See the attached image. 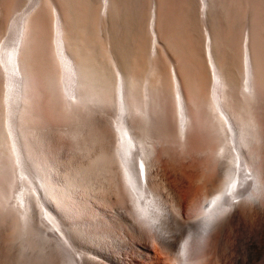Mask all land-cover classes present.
Wrapping results in <instances>:
<instances>
[{
    "label": "bare ground",
    "instance_id": "1",
    "mask_svg": "<svg viewBox=\"0 0 264 264\" xmlns=\"http://www.w3.org/2000/svg\"><path fill=\"white\" fill-rule=\"evenodd\" d=\"M60 1L32 2L29 12L11 23L9 39L0 47V210L8 211L0 212V225H10L7 232L12 236L20 231L23 248L15 247L22 251L18 260L22 264H264V40L260 47L256 38L264 34V0H252L260 1L255 6L263 22L254 19L253 26L261 25L262 32L256 30L260 32L256 36L252 32L257 28L245 29L241 37L242 82L237 95L229 89L231 72L218 59L207 25L211 0H197L210 77L202 80L199 73L187 85L174 66L181 60L161 47L164 33L160 36L156 30L162 20L161 13L156 14V0H151L149 49L142 37H133L131 44L122 34L106 41L94 36L95 23L99 29L109 21L122 25L119 17L126 1L103 0L99 8L92 0ZM243 1L239 3L244 7ZM36 4L47 8L48 14L41 8L34 11ZM42 10L47 18L40 16ZM171 37L166 39L170 45ZM111 40L127 50L132 71L125 76L117 69L111 94L105 96V90L96 91L110 87L98 62L106 56L117 65ZM250 41L257 42L252 43L255 47ZM251 49L260 55L255 57ZM45 97V104L67 124L82 123L79 117L107 122L108 132L101 131L106 149L96 159L92 154L89 162L81 158L73 175L69 171L71 184L65 186L57 176L61 162L51 141L35 135L48 120L43 114H50L43 113ZM82 126L80 132L87 125ZM77 140L88 144L85 137ZM89 148L90 153L97 149ZM188 157L205 164L216 180L190 212H181L183 193L196 189L193 186L205 178L182 170L180 158ZM93 159L95 165L106 162V177L89 169ZM110 198L121 212H94L95 204L104 207ZM15 248L5 257L8 264L10 255L19 254Z\"/></svg>",
    "mask_w": 264,
    "mask_h": 264
},
{
    "label": "rangeland",
    "instance_id": "2",
    "mask_svg": "<svg viewBox=\"0 0 264 264\" xmlns=\"http://www.w3.org/2000/svg\"><path fill=\"white\" fill-rule=\"evenodd\" d=\"M102 1L103 0H92L91 3L94 2L93 6L96 5L97 8H99V6H101ZM125 1H126V4H125L126 7L123 8V11L119 17V21L122 20V22L118 21L119 24L121 23L122 25L115 26L111 21H109L107 24V27L105 25V28H103V26H101V28L99 29V24L95 23V25L97 27L95 26V28H93L95 31L94 36H96V37H98L99 35L101 37L103 36V39H105V41H106L107 37H108V39L111 38V35H112V38L117 37L120 39L121 37L119 36V34H122L123 35L122 39L125 41L127 40V41L131 42V44H133L135 42L136 38L138 40V38L142 37V38H144V39L140 38L142 40V42L144 40L145 42H143V43L144 44L147 43L145 45L147 47L148 46L150 47L151 39H150V36H148V35H150L149 34V18H150L149 15H150V11H151L150 7H151L152 1L151 0H124V2ZM161 1L162 0H156V5H157L156 6V14L161 13L160 17L162 18V20H163V16H165L164 14H166L167 16H165V17L167 18V21H166L165 17H164L165 20L162 21L161 18H158L159 17L158 15H157V19L161 20L160 22H164L165 24L168 22L166 25L164 23L159 25L160 24L159 21H157L158 23H156L157 32L159 30L158 34L160 32H162L164 34L160 33V36H161V34L163 37L165 35L164 38L163 37L160 38V36H159V38L161 40V42H160L161 47L164 50L166 49L165 50L166 53H168V54L171 53V54H173V56H175L176 59L178 58V61L181 60L180 63H175L174 66L177 69L179 76L185 85L195 81L196 75L199 73L201 75L200 76L201 79H202V75H203L202 80H206L207 76L208 77H210V76L209 75L206 76V74L209 73V69H208V66L206 63L207 62L206 58L204 57V56H206V53H205L206 47H205V38H204L205 36L203 33L204 26H203L202 20L200 18L199 2H197V0H191V2H189V3L186 0H168L170 2V4H169V2L166 0L168 2V4L167 3L164 4L163 2H166V1L165 0H163L162 2ZM235 1H238V0H232V1L231 0H211L210 6H209L210 11H209V17H208V24L207 25H208V28L211 32V36H212L213 44H214V50L217 53L218 59L221 61V64H222V62H224L223 68L227 72L228 71L231 72V74L228 75V78L230 79V80L228 79L229 84H230L229 89L237 95L240 92V87H241L240 82H242L241 77H240L241 72H242L241 71L242 70V68H241L242 63L240 65V60H241L240 58H242V57H239L241 55V52H239V51L240 50L242 51V49H241L243 47L242 41L244 38H241V37L242 36L245 37V34H246L245 29H247L248 31L251 32L252 29L254 30L255 28H257L252 32V34H256L257 33L256 30H260L261 25L264 28V25H263L264 22H263V20H258V18H260L259 16H261L262 14L259 15V9L260 8H258V6H255V4L257 5L260 1L258 3H256L258 0H255L256 2L254 3L253 2L254 0L253 1L247 0L248 2L250 1L253 3L252 4L249 2L250 4H248V3H246V0H244L243 1L245 3L244 7L242 6V5H244L243 3H242V5H241V3H239V1L241 2L242 0H239L237 3ZM32 2H35V0H0V47L9 39L8 35H10V33H8V32H9V27H10L11 23L13 21H15V19H17L18 17H21V15L29 12V10H30L29 8L34 4V3L32 4ZM55 2L61 3L60 0H55ZM231 5H232V7H231ZM250 5H252V7H249ZM36 6L37 7L35 8L34 11H37L40 8L43 9L42 4L40 6H39V4H36ZM67 7L69 9V4L67 5ZM237 7H238V9H237ZM239 7H241V11L243 12L241 15V18H239L240 17L239 14H241V12L240 13L238 12ZM44 8H46V7L44 6ZM188 8H189V14H187ZM43 10H45V9H43ZM43 10H42V14L40 13L41 14L40 16L45 15L44 17L47 18L48 17L47 16V14H48L47 8L45 10L47 14L46 13L43 14V12H44ZM121 16H123V17H121ZM263 16H264V14H263ZM254 19H256V22L258 24H260L259 22H263V23L261 25H258L259 27L253 26L255 24L257 25V23L254 22L255 21ZM72 23H73V21H72ZM158 25L161 27H158ZM246 26H247V28H246ZM250 26L251 27L253 26V27L251 28ZM163 28H164V30H163ZM74 30H75V28H74ZM261 30H260V32H262ZM96 31H97V33H96ZM263 31H264V29H263ZM109 32H112V33H109ZM260 32H258V33H260ZM95 33L97 35H95ZM169 33H171V34H169ZM257 34H256V36H257ZM261 34L262 33H260L259 36H257V37L254 35V38L255 37L257 38L258 43L256 41L255 42L250 41L251 42L250 43L251 48H253V46H254V44L252 45L253 42L255 44L256 43L259 44V41L263 42L264 39H262L260 36L263 35L262 37H264V34H262V35ZM170 35L175 38V41H177L178 44H176L177 42H174V38L172 39V37ZM250 35H251V33H250ZM75 36H77V34H75ZM133 37H136V38L133 39ZM170 37H171V39H169V40L170 41L173 40V42L171 44L172 46L170 45L171 42L169 43L166 41V39L168 40V38H170ZM251 37H253V35ZM117 38H115V40H117ZM217 38H219V39L217 40ZM254 40H256V39H254ZM167 43H169V44H167ZM111 44L113 46L112 51H113L114 56L116 58L117 65L110 57H106V56L100 57L99 62H98L99 69H101L102 71H104L106 73V77L108 79L106 84L110 87H108L106 89L96 88V91L98 93H100V92H102V90H105V96H108L109 94H111V90H112L111 88L114 84L117 69L122 71L125 76H127V74H131V71H132L131 68H129V58H127V56H125V54H127V50H123V48H117V46H119V42H113V40H111ZM167 45L169 47L171 46L172 49H170L169 47L167 48L166 47ZM259 45H257V46L259 47ZM174 46H176V48ZM177 46H179V48H183V49H180L181 52H179V48H177ZM261 46L262 45H260V47ZM149 47L147 49H149ZM173 48L177 49V50H174ZM168 49L170 52L168 51ZM256 49H257V47H256ZM251 50L253 52V49H251ZM173 51H174V53H172ZM254 51H255V49H254ZM255 52H253V53H255L254 56L258 57L256 55H260V53H259L260 51H255ZM181 56H183V57H181ZM163 61H166V60L164 59ZM166 63H165V65L167 66ZM176 64H177V66H176ZM149 71H150V67L148 66L147 72H144L142 75V81L146 77L145 74L148 73ZM262 80H263V84H264V78ZM143 83L144 82H142V84ZM141 87H143V85ZM104 99L107 100V98H104ZM46 101H47V98L45 97V102L43 101V106L45 103H48ZM239 106H240V104L238 102L237 108ZM43 108H44L43 113L49 112L50 114H46V115L43 114V116L44 117L46 116L48 118V120L45 117L44 118V119H46V120H44V124L46 123L45 126L43 124V127H40L41 128L40 131L38 130L42 136L37 133L38 131H35L36 132L35 135L37 134V137L39 136L38 139L41 138V140H42L44 137H46L43 140L48 139V141H51V147L50 148H51L53 154L55 155L56 159L58 157V160H60L59 162H61L60 163L61 164V167H60L61 170L57 169V171H59V173H57L58 174L57 176H58L60 182H62V184H64V186H65L67 183L71 184V181H69L71 179L68 178L69 177V171H72L71 173L73 175V172L75 170V169L73 170V168L76 167L75 165L79 164L78 162L81 163V158L83 160L82 162H89L90 160H88V158L91 159L92 154H93V157H95V159H96L98 157V155L106 149L107 142L104 138V135L101 133V131L104 130L105 132H108V128L106 127L107 122L105 123V120L103 122H97V120L96 121L92 120L93 121L92 122L91 120H88V118H87V121H85V120H83V119H85V117H81V118L79 117L77 120L82 121V123L81 122L80 123H78V122L72 123V122L68 121L69 123L67 124V121L64 122L63 120L58 118L59 117L58 114L56 115V113L52 112L53 110H52L50 104L49 105L45 104V106ZM46 110H48V111H46ZM112 110L109 111V113L110 112L112 113L113 112ZM108 115H110V114H108ZM111 116L112 115H110V118H111ZM52 117H54V118H52ZM50 118L52 119V121ZM108 119L109 118H107V121H108ZM49 121H50V123H49ZM56 121H58V122H56ZM88 121H89V123H88ZM59 122H60V124H59ZM47 123H48V125H47ZM63 123H64V125H63ZM83 123L85 125H87L88 127L86 126V128H85V126H84V129H86V130L85 131L83 130L84 132L81 131L82 132V134H81V132H80L81 129H79V128L82 125H84ZM90 123H92L93 125H91ZM80 124H82V125H80ZM73 129H75V130H73ZM89 132H93V133H89ZM115 132H116V129H115ZM72 135L74 136V138H72L73 137ZM78 137L79 138H83V137L87 138L88 144H85V145L80 144L77 140ZM89 140H91V142ZM92 146L97 147V149H95V151H94L92 149L93 148ZM89 147H91V150H93V151H91V153L89 151L90 150ZM77 150H81V151H77ZM94 153H97V155H94ZM86 156H87V158H86ZM83 157H85V158H83ZM95 159H93V161H91V163H89V169H91V171H95V173L97 171H100V177H106V175H107V169H105V168H107L106 162H99L97 165H95L94 164L96 162ZM180 159H182V160L180 161L179 166L182 164L181 167H182V170H183V168H184V170H186V171L183 170L185 173L192 174V175H195V174L196 175H198V174H204L205 175V178L202 182H198L197 184H195V186H193L192 189H194V187L196 189L191 190V188L190 189L187 188L186 191L183 193V201L181 203V208H182L181 212H190L189 210H191V209H189V208H191L195 203H197V201L202 199L203 194L207 190L209 184H211L213 180H216V178H215L216 174L214 172L213 173L207 172L206 171V165L201 163V161L198 160L197 158L188 157L186 159H183V158H180ZM104 166H106V167L103 168ZM163 168L167 170L165 163H163ZM105 171H106V173H105ZM116 183H118V180L116 181ZM186 187L187 186H185L184 189ZM15 193H16V191H15ZM15 193H14V196L16 197L17 195ZM105 204L106 205H103L104 207H100L101 204L100 205L95 204L96 206H95L94 210H97V211H94V210L93 211L94 212H121L119 205L117 204V202L113 198H110V200ZM0 212H8V211L0 210ZM0 227H1V229H0L1 230V232H0L1 233V235H0V264H6V263L8 264V259H7L9 257L8 254L10 253V251H12L10 249L11 248L14 249L15 247H18V249H20L19 247L23 246V244L20 242V241H22L21 237H20L21 233H20V231H18L17 233H14V235H13L14 237H13L12 235L9 234L11 232V228H12V227H10V225H7V224L3 225L2 224V225H0ZM14 238H15L16 243L15 242L13 243ZM18 243L20 244V246H18ZM9 247H11V248H9ZM22 248H21V250H22ZM18 249H17V251H16V248H15V251L13 250L14 252H16L15 254H18V252H19L18 256L15 255L18 258L17 257L13 258L14 255H10L11 261L9 262V264H18V263L22 264V260L21 261L18 260L22 256V251H20V250L18 251ZM6 256H7V258H5ZM15 258H17V259H15ZM21 259H22V257H21Z\"/></svg>",
    "mask_w": 264,
    "mask_h": 264
}]
</instances>
